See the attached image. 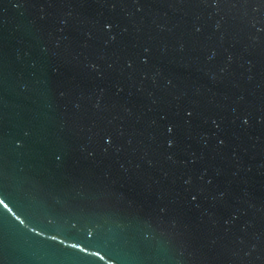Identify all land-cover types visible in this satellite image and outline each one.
<instances>
[{
	"label": "water",
	"instance_id": "1",
	"mask_svg": "<svg viewBox=\"0 0 264 264\" xmlns=\"http://www.w3.org/2000/svg\"><path fill=\"white\" fill-rule=\"evenodd\" d=\"M0 264H264V0H0Z\"/></svg>",
	"mask_w": 264,
	"mask_h": 264
}]
</instances>
